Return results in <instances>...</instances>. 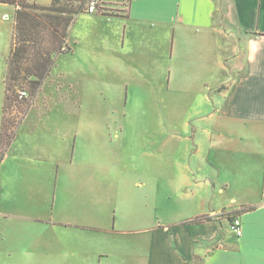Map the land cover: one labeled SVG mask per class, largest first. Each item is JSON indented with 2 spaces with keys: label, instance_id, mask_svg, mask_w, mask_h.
Wrapping results in <instances>:
<instances>
[{
  "label": "rangeland",
  "instance_id": "374dc122",
  "mask_svg": "<svg viewBox=\"0 0 264 264\" xmlns=\"http://www.w3.org/2000/svg\"><path fill=\"white\" fill-rule=\"evenodd\" d=\"M12 11L0 5V126ZM116 20L78 14L72 49L8 113L22 120L0 160V264H75L77 254L60 253L112 244L83 226L128 227L143 214L156 225L192 211L176 209L186 189L177 155L192 147L184 126L209 93L179 91L202 78L172 76L170 36L148 24L123 44Z\"/></svg>",
  "mask_w": 264,
  "mask_h": 264
},
{
  "label": "crops",
  "instance_id": "0c3cea01",
  "mask_svg": "<svg viewBox=\"0 0 264 264\" xmlns=\"http://www.w3.org/2000/svg\"><path fill=\"white\" fill-rule=\"evenodd\" d=\"M127 1L126 14L110 16L126 24L122 43L131 45L148 24L170 36L172 76L202 78L179 91L209 93L184 126L192 147L177 155L187 202L176 209L192 211L156 225L143 214L128 227L83 226L112 244L80 255L66 248L60 257L77 254L75 264H264V0ZM0 5L14 18L16 3ZM12 41L13 30L10 50ZM222 211L231 215L217 217ZM232 216L241 218L240 236Z\"/></svg>",
  "mask_w": 264,
  "mask_h": 264
},
{
  "label": "trees",
  "instance_id": "16d2710c",
  "mask_svg": "<svg viewBox=\"0 0 264 264\" xmlns=\"http://www.w3.org/2000/svg\"><path fill=\"white\" fill-rule=\"evenodd\" d=\"M10 3H16L17 8L14 14L13 41L4 76L0 160L12 144L22 120L11 118L9 111L19 107L16 104L18 98H27L29 95L31 98L36 97L50 75L56 55L72 49L68 37L76 16L80 13H90L86 8V0H51L50 4L31 0H10ZM22 91H26L27 95L21 97ZM27 105L29 108L30 103Z\"/></svg>",
  "mask_w": 264,
  "mask_h": 264
},
{
  "label": "built area",
  "instance_id": "2783aa9c",
  "mask_svg": "<svg viewBox=\"0 0 264 264\" xmlns=\"http://www.w3.org/2000/svg\"><path fill=\"white\" fill-rule=\"evenodd\" d=\"M129 2L127 0H86V8L90 13L103 14L107 16H119L127 13ZM27 92L22 91L20 96H26ZM230 214L224 211L216 216ZM231 226L237 235H242V221L238 216H232Z\"/></svg>",
  "mask_w": 264,
  "mask_h": 264
}]
</instances>
